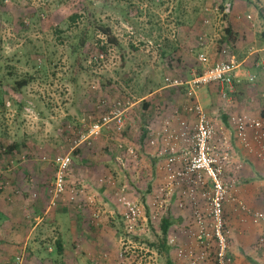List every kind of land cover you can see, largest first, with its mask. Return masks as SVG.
<instances>
[{
  "label": "rangeland",
  "instance_id": "rangeland-1",
  "mask_svg": "<svg viewBox=\"0 0 264 264\" xmlns=\"http://www.w3.org/2000/svg\"><path fill=\"white\" fill-rule=\"evenodd\" d=\"M90 2L98 7L99 18L113 26L121 47L109 46L107 51L93 53L84 61L91 66L90 71L71 82L74 58L69 54L67 36L80 33L84 19L68 29V18L83 14ZM262 10L264 0H0V80L4 84L0 90L6 103L4 108L0 106L1 175L25 167L29 180L43 173L50 188L55 160L70 152L71 140L104 114L110 103L117 99L131 103L122 133L103 130L91 144L84 143L72 152L67 180L69 188L81 191L77 203L68 199L67 203L62 196L53 203L48 193L51 206L61 203L66 209V215L58 220L72 226L70 235L79 232L87 239L97 236L102 240V245L87 247V252L76 243L75 253L84 251L81 264H166V258L148 242H157L161 220L168 214L174 218L168 235L173 264H218L216 240L207 246L198 239V214L209 230L213 227L204 197L212 190L210 179L203 175L191 193L194 175L174 178L186 163L181 159L170 171L169 154L160 140L151 143L152 133L166 122L176 129L183 120L192 132L195 117L186 110L190 102L186 82L194 69H200L199 54L204 52L210 62L221 60L219 47L232 24L236 41L232 48L226 44L227 58L238 63L246 55L252 57V49L262 41ZM58 27L66 32L61 35L63 44L56 33ZM96 37L92 40L95 43L98 39L105 42L102 34ZM53 52V65L44 69L34 65L44 66L45 57ZM189 63L195 66L190 68ZM9 71L14 74L9 75ZM22 72L32 73L35 79L18 95L7 82L20 78ZM176 79L183 84L172 85ZM259 82L264 85V79ZM204 88L208 86L199 88L197 97L215 127L212 145L222 158V179L227 187L224 222L232 259L229 264H254L250 259L264 264V221H256L254 215L264 213V161L255 157L256 147L244 146L236 135L230 118L243 113L233 110L225 117V106L235 109L244 105L236 104L234 97L227 102L213 87L218 94L213 106L211 93ZM257 92L262 98L263 88ZM144 101L151 105L148 111ZM142 126L146 127V137L138 142ZM14 142L18 146L9 152L8 146ZM176 149L182 151L180 155L191 151L187 143L180 142ZM82 151L91 164L78 159ZM97 167L102 169L96 172ZM35 178L31 177L33 183ZM10 184L3 176L0 190ZM16 186L12 187L15 191ZM125 200H132L141 210L133 231L126 227ZM202 253L206 254L204 259L199 258ZM17 257H22L21 264H27L29 256L17 254L14 264H20Z\"/></svg>",
  "mask_w": 264,
  "mask_h": 264
},
{
  "label": "built area",
  "instance_id": "built-area-1",
  "mask_svg": "<svg viewBox=\"0 0 264 264\" xmlns=\"http://www.w3.org/2000/svg\"><path fill=\"white\" fill-rule=\"evenodd\" d=\"M203 45L204 42H201ZM228 48L224 46L221 51L222 59L219 61L210 62L209 57L201 52L199 54L200 69L193 70V77L186 82L187 96L189 103L186 105V110L195 117V124L192 132H189V125L186 121H181L176 129L172 128L170 122H166L161 130L152 133L151 143L155 144L157 140L164 149V152L169 154L167 166L170 171L173 170L177 161L183 160L186 163L185 169L182 172H177L174 178L186 174L194 175L193 188L190 192L195 191V186L200 182L203 175H207L211 181L212 190L205 193L204 197L208 199L210 214L212 216V230H209L204 219L198 214V224L200 233L198 239L202 242H207V246H211L209 241L216 240V259L218 264H229L232 262L228 256V238L227 230L224 222V203L227 200V187L222 179L223 165L222 158L218 153H215L212 139L215 133V127L212 120L209 118L201 104L197 99V90L203 86L214 84L218 86L221 98L226 101L231 100V95L236 90V85L240 82L238 70L239 64L227 58ZM103 57V54L100 55ZM262 68L264 65H261ZM255 77L250 76V80ZM171 81L170 78H167ZM172 85L179 86L183 82L174 80ZM130 102L123 100H115L110 103L108 110L99 118L92 120L89 127L71 140L70 152L59 155L56 160V173L54 181L49 188L52 195L53 203L60 196H67L69 202H77L81 191L68 186V171L73 164L72 152L82 146L84 143L91 144L100 137L103 130H111L113 133H122L125 127L126 114L130 108ZM232 125L239 140L248 148L258 146V156H264V120L249 116L247 114L233 115L230 118ZM178 142L187 143L191 151L190 154L180 155L176 149ZM133 149L130 153H133ZM214 152V153H213ZM0 188L2 186L0 185ZM83 192V191H82ZM81 206V204H79ZM124 218L126 227L129 231H133L137 226L138 218L141 217L139 206L132 200L124 201ZM256 221H264V213L256 212ZM192 254V253H191ZM205 253H202L200 259L205 258ZM19 263L23 262L22 257H17ZM196 264V262H193Z\"/></svg>",
  "mask_w": 264,
  "mask_h": 264
},
{
  "label": "crops",
  "instance_id": "crops-1",
  "mask_svg": "<svg viewBox=\"0 0 264 264\" xmlns=\"http://www.w3.org/2000/svg\"><path fill=\"white\" fill-rule=\"evenodd\" d=\"M254 53L256 54L253 55ZM250 54L252 57L246 55L238 62L240 66L238 70L240 82L236 85V90L231 95V100L227 101L231 103L234 97L236 99V104H240L241 102L244 107L241 106L240 108L236 106L237 108L233 109L230 106H225V117L229 114H233V110H237L247 115L253 113L254 115L251 116L264 120L261 116V111L264 108V85H259L262 82H259V80L264 79V67L262 68L261 66L262 64L264 65L263 38L261 44L257 45V47L255 46ZM186 59H190L189 54ZM189 67L192 68L193 64L191 65L189 63ZM250 76H254L255 78L250 80ZM207 86L208 88L204 89L206 92L209 91L211 93L213 106H215L218 94L213 90V87L218 90V86L214 84ZM262 88L263 92L260 96L262 95L263 97L259 98L257 89H259L260 92ZM249 94H251L250 98ZM198 98L199 96L197 99ZM249 103L255 104L252 107H248ZM221 105L224 106L223 104ZM133 109L135 110V108H132L131 111H133ZM163 126L164 124L159 126V129H162ZM128 127L131 128L130 125ZM140 138L138 142H142ZM134 140L137 141V138ZM123 141L127 142L128 139L124 138ZM254 147L257 148L258 154V146L255 145ZM179 152L182 153L181 150H179ZM80 154L81 157H78V159L87 161L84 157L85 153L82 151ZM80 154L78 155L80 156ZM255 157L264 161V156H259V158L255 155ZM99 161L95 160V163ZM87 162L90 164L92 163L91 161ZM90 164L86 165L90 166ZM100 167L94 170L99 172L102 169ZM26 171H28V169L23 167L10 171L11 174L6 171L7 175L5 174L6 172H4L3 175H1L0 172V180H3L4 176V179L13 184H10L11 188L8 186L6 190H0V264H14L13 259H15L17 254L21 253H24L27 257L29 256V258H27V264H61V262H65L66 264H81V259H83L82 255H84V251L87 252V247L93 249L102 245L101 238L94 236L93 238L87 239L85 236H80L79 232L70 235L69 229H72V226H70L68 222L64 225L58 220L62 214L66 213V209L61 208L62 204L59 203V200V204H57L56 207L51 206L52 202H50L51 200L48 196L49 182L43 178V173L31 176L37 178H35L36 183H33L31 177L29 180ZM39 172H42V170H39ZM46 172H48V169ZM54 174L55 173H53V177ZM15 184H17V186ZM13 186H16V191L13 190ZM33 194L35 197H33ZM62 197L67 202V196ZM73 220L74 219H71V223H75ZM66 230L68 232H65ZM65 233H68L67 235L69 236L65 235ZM58 242L62 243L61 249L58 248ZM76 243L78 246L79 244L81 247L83 246V248H85L84 251L83 249H78L75 253L74 247ZM80 251L82 252L80 253Z\"/></svg>",
  "mask_w": 264,
  "mask_h": 264
},
{
  "label": "trees",
  "instance_id": "trees-1",
  "mask_svg": "<svg viewBox=\"0 0 264 264\" xmlns=\"http://www.w3.org/2000/svg\"><path fill=\"white\" fill-rule=\"evenodd\" d=\"M225 1V0H224ZM224 6L223 4L221 5V9H223ZM98 14V7H96L93 3H89L85 8L83 14H73L69 16L68 18V29L74 24L79 21H83L84 19V28L83 30L78 33L74 34L73 36H67L69 38V54L72 58H74V62L71 65V72H72V78L71 82H76L78 78L80 77L81 73H88L90 71L91 66H87L84 64V61H87L88 57L91 56L93 53L96 55L97 52H100V49L103 51H107L109 46H120L121 47V42L118 38V36L115 34L113 26L105 21L104 19L99 18ZM260 17L264 21V10L260 12ZM61 27V26H60ZM65 32L63 28H57L56 33L58 34V37L60 38V43L63 44L64 42L61 40V35ZM66 33V32H65ZM97 34H102L105 38V42L102 39H98L97 42L95 43L92 41L94 38H97ZM262 38L264 39V29L262 31ZM224 43L222 44L223 46L219 47V50H222L226 44L230 46V48L233 47L235 41H236V33L233 29V25L229 24L228 27L226 28V37L224 38ZM98 52V53H99ZM54 55L56 56V52H53L51 55H47L45 57V65L44 66H37L34 62V65L37 68L44 69L46 65H53L52 61L55 59ZM90 58V57H89ZM188 62V61H187ZM96 62H93L95 64ZM42 65V64H40ZM56 67V65H54ZM195 66V65H193ZM14 71H9V75H13ZM20 78H14L10 81H8V88L18 94L21 95L23 94L24 90L26 87H28L32 81H34V75L30 72H22ZM11 77V76H10ZM6 83V84H7ZM5 84V85H6ZM2 80H0V88L3 86ZM14 103H16L15 99L13 100ZM5 99L3 96L2 91L0 90V106L5 107ZM23 106V101L21 102V107ZM143 107L145 110H149L151 105L144 101ZM21 109V108H20ZM261 116L264 118V108L261 111ZM145 119V117H143ZM72 132V131H71ZM70 133V132H69ZM146 137V127L142 126L141 127V141H144ZM18 143L14 142L10 146H8V151L12 152L15 148H17ZM79 151V150H77ZM77 202H74L73 204H76ZM174 218L171 214L165 215L162 220H161V235L159 236L157 242H151L149 241L148 243L150 246L153 248H156L159 250V252L166 258L167 262L166 264H173L170 255V250L171 246L168 244V235H169V230L171 226L173 225ZM58 248H62V243L58 242ZM228 256L230 254L228 253ZM250 259V258H249ZM254 264H258L256 261L250 259ZM216 261V260H215ZM217 262V261H216Z\"/></svg>",
  "mask_w": 264,
  "mask_h": 264
}]
</instances>
